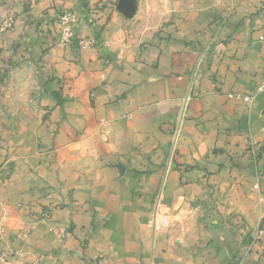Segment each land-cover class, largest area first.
<instances>
[{
	"label": "crops",
	"instance_id": "1",
	"mask_svg": "<svg viewBox=\"0 0 264 264\" xmlns=\"http://www.w3.org/2000/svg\"><path fill=\"white\" fill-rule=\"evenodd\" d=\"M32 3L51 31L35 41L48 45L50 81L32 106L35 130L2 158L0 255L264 264V92L251 105L229 98L264 82V0ZM65 10L97 46L56 44L50 19ZM250 141L261 146L257 162ZM53 225L67 229L63 244Z\"/></svg>",
	"mask_w": 264,
	"mask_h": 264
},
{
	"label": "rangeland",
	"instance_id": "2",
	"mask_svg": "<svg viewBox=\"0 0 264 264\" xmlns=\"http://www.w3.org/2000/svg\"><path fill=\"white\" fill-rule=\"evenodd\" d=\"M32 13V0H0V181L1 167L5 163L2 158L5 157L7 161L9 156L17 154L20 146L18 137L35 130L33 125L39 112L32 106L41 98L42 87L47 88L50 81V77L45 76L44 70L47 71V67L42 61V57L47 54L48 45L46 42L35 41L41 34H50L51 31H45L44 26L41 30L39 21L33 20ZM67 13L76 19V23L72 25V36H67L60 22V18ZM50 21L58 27L56 44L59 47L77 44L88 49L97 46L96 38H82L76 33L80 17L74 10L62 11ZM46 117L42 113L41 119ZM42 213V219L47 220L49 215ZM48 232L61 244L67 240L68 231L64 226H50ZM29 236L30 232L24 234V238ZM11 253L13 251L10 249L1 254L0 264H9L7 258Z\"/></svg>",
	"mask_w": 264,
	"mask_h": 264
},
{
	"label": "built area",
	"instance_id": "3",
	"mask_svg": "<svg viewBox=\"0 0 264 264\" xmlns=\"http://www.w3.org/2000/svg\"><path fill=\"white\" fill-rule=\"evenodd\" d=\"M60 22L63 25V28L67 34V36H72L73 34V30H72V25L74 23H76V19L75 16L71 15V14H64V16H62L60 18ZM264 92V82L258 86L254 92L250 95V96H241L238 94H230L229 98H235L238 100H243L244 102L248 103L249 105H251L255 99ZM180 138V132L176 131L174 133V140H173V148H172V154L175 153V151L177 150V144H178V140ZM248 147L253 155V159L255 160V162H257L258 158H259V154H260V150H261V146L258 144H255L254 142L250 141L248 144ZM256 190L258 189V185L256 184L254 187ZM262 236V233L259 232V237ZM248 251L249 248L247 250H245V257L248 255Z\"/></svg>",
	"mask_w": 264,
	"mask_h": 264
}]
</instances>
